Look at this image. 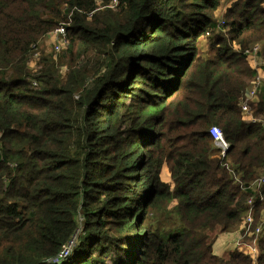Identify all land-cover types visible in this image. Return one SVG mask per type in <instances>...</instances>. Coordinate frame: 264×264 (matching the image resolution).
<instances>
[{
  "label": "trees",
  "instance_id": "trees-1",
  "mask_svg": "<svg viewBox=\"0 0 264 264\" xmlns=\"http://www.w3.org/2000/svg\"><path fill=\"white\" fill-rule=\"evenodd\" d=\"M223 1L0 0V264H54L74 236L55 264H253L212 252L249 197L260 222L264 184L261 202L241 190L210 129L243 186L264 178V124L238 106L257 75L245 52L264 63V0H231L220 26ZM59 26L67 44L39 56ZM250 106L264 123V82Z\"/></svg>",
  "mask_w": 264,
  "mask_h": 264
},
{
  "label": "built area",
  "instance_id": "built-area-1",
  "mask_svg": "<svg viewBox=\"0 0 264 264\" xmlns=\"http://www.w3.org/2000/svg\"><path fill=\"white\" fill-rule=\"evenodd\" d=\"M113 5L117 6L118 0H112L109 7L112 8ZM53 36V42L55 45L53 46L57 51L60 50L61 47L65 46L67 44L66 39V32L64 26L57 27L54 32L52 33ZM56 40V42H55ZM262 49V45L256 44L254 45L250 50L246 51L245 53L248 56L249 61L252 62V60L256 59L258 62V59L256 57L259 56V52ZM253 63V62H252ZM260 67L261 66H255L254 68L257 70V75L251 82V87L246 90L245 97L240 100L238 106L240 108L243 121H245L246 124L249 123H262V118L259 116H254V110L251 108L250 103L254 102L256 98L257 89L258 87L263 83V78L260 75ZM210 135L213 140L214 147L219 152V157L221 160V166L231 173L234 177V179L237 181V183L240 184L241 190H247L251 193H257L259 195V201H262V195H261V188L264 184V178L257 179L248 186H243L237 179V177L233 174V170L230 168L229 162L225 161L226 159V153L230 149L229 143L225 140V137L223 136L222 131L217 127H211L210 129ZM257 204V200L254 197H249L247 200V209L245 214L242 218L241 223V231L239 234V238L234 244V250H239L243 255L248 256L253 260V263H255L257 255H258V244L260 238H262L263 234V223L260 220L256 225L254 224V215H255V207ZM264 220V219H263ZM75 237L67 244V246L64 248V250L58 255V261L66 259L69 254L72 247L75 245Z\"/></svg>",
  "mask_w": 264,
  "mask_h": 264
},
{
  "label": "rangeland",
  "instance_id": "rangeland-1",
  "mask_svg": "<svg viewBox=\"0 0 264 264\" xmlns=\"http://www.w3.org/2000/svg\"><path fill=\"white\" fill-rule=\"evenodd\" d=\"M231 3V0H225L223 2H221L218 10L216 11L215 13V19L216 21L218 22V24L221 26L222 25V20H223V13L224 11L226 10V8L230 5ZM112 8L115 7V5L112 4ZM52 43L55 45V43L53 42V36H50L49 37V40L48 38L44 39L40 44H39V50L37 51V53L39 54V56L41 55H45V56H50V55H53L52 52H56L55 48L53 47L52 48ZM211 42H210V37H202L199 39L198 41V50H199V54L200 56H206L208 55L210 52H211ZM258 59V62L256 59L249 61V63L251 64L252 67H255V66H261V70L264 71V69L262 68V66L264 65V63L262 62V57L259 55L258 57H256ZM264 67V66H263ZM62 72L64 73L65 70L63 69ZM264 77V76H262ZM252 82V81H251ZM264 82V80H263ZM35 84V82H33V85ZM255 94L257 95V93L255 92ZM258 100V99H257ZM216 153V152H215ZM217 157H219V155L217 154ZM162 179L164 182L166 183H169L171 185V187H173V183H172V179L170 177V172H169V167L168 165H165L164 168H163V172H162ZM175 206V202L172 201L170 202L169 204L166 205V210L167 212H163V213H160L162 214L161 216H167L169 212L172 211L173 207ZM256 212V210H255ZM160 217V216H159ZM150 218L151 219H154L155 217H151L150 215ZM243 218V217H242ZM264 214L261 215V221L263 223L262 227H263V234H262V238H264ZM81 223V222H80ZM171 223L172 221H170L169 219H165L163 224L165 227H171ZM241 223H242V220H241ZM241 223L239 225V227L241 226ZM79 224V223H78ZM240 231H241V227L239 229V234H240ZM238 234V227H236L234 230L232 231H227V232H220L218 233L215 238H214V241H213V245H212V252H213V247L216 244H220L222 246V252L225 250L226 246H228V241L226 240L227 237H229L230 235H233V236H236ZM239 238V235L236 236V238H233L232 239V243H233V249H234V244L235 242L238 240ZM75 245H76V237H75ZM75 245L72 247V249L70 250V254L72 253L73 251V248L75 247ZM231 252V251H230ZM69 254V255H70ZM214 254V253H213ZM215 255V254H214ZM217 256V255H216ZM69 257V256H68ZM219 257V256H218ZM221 257H225V256H221ZM65 259L63 260H60L58 261V258H55L53 260H50L49 262L51 263H58V262H62L64 261ZM256 262V261H255ZM252 263H253V260H252ZM255 264V263H253Z\"/></svg>",
  "mask_w": 264,
  "mask_h": 264
},
{
  "label": "crops",
  "instance_id": "crops-1",
  "mask_svg": "<svg viewBox=\"0 0 264 264\" xmlns=\"http://www.w3.org/2000/svg\"><path fill=\"white\" fill-rule=\"evenodd\" d=\"M260 75L264 76V71L263 73H261L260 71ZM264 80V77H262ZM239 229L240 227H238V234L236 236L239 235ZM236 236L230 235L229 237L226 238V240L228 241V246H226L225 250L222 252V246L220 244H216L213 247V253L219 257L221 256H225L227 253H229L230 251H233V243H232V239L236 238ZM236 243V242H235Z\"/></svg>",
  "mask_w": 264,
  "mask_h": 264
},
{
  "label": "clouds",
  "instance_id": "clouds-1",
  "mask_svg": "<svg viewBox=\"0 0 264 264\" xmlns=\"http://www.w3.org/2000/svg\"><path fill=\"white\" fill-rule=\"evenodd\" d=\"M261 239V238H260ZM234 251V250H233Z\"/></svg>",
  "mask_w": 264,
  "mask_h": 264
}]
</instances>
